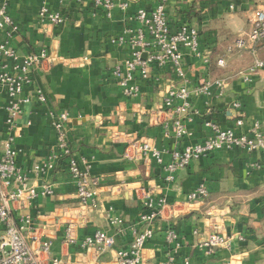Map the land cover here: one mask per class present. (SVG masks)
<instances>
[{"label":"crops","instance_id":"obj_1","mask_svg":"<svg viewBox=\"0 0 264 264\" xmlns=\"http://www.w3.org/2000/svg\"><path fill=\"white\" fill-rule=\"evenodd\" d=\"M129 2L127 10L115 9L110 17L90 0L9 2V13L19 27L10 45L22 56L41 49L50 55L35 70L34 82L18 96L29 101L22 104L23 112L12 133L18 151L16 164L27 173L28 186L40 191L47 184L54 190L46 196L39 194L24 207L19 200L11 201L14 219L30 215L39 237L51 242L52 255L66 264H117L115 252L99 254L94 247H83L82 241L103 230L115 237L117 248H128L134 236L132 226L142 227L138 222L146 212L150 193L156 200L165 196L169 206L151 225L154 235L145 244L143 264H264V158L258 152L213 151L177 170L173 182L166 180V165L173 160V151L203 142L209 133L207 119L238 133L251 132L256 124L264 132V68L250 74L251 81L240 75L248 73L256 59H264V42L255 50L248 44L228 51L235 48L238 38L248 37L253 13L264 9V0L166 1L171 26H196L201 50L211 55L209 64L185 55L190 84L197 85L204 78L226 80L223 96L192 97L197 112L186 120L189 135L182 139L173 131L176 115L167 109L160 111L170 85L181 84L170 66H154L150 78L138 74L135 82L140 92L135 97L124 95L113 75L114 66L122 63L131 49L114 45L111 39L131 25L140 8L152 10L161 0ZM44 6L63 15L64 22L43 21L39 13ZM85 56L88 61H81ZM221 57L224 66L217 64ZM36 87L46 93V104L36 98ZM9 101L8 93L0 92V150L11 135L6 127ZM235 101L244 112L241 126L232 106ZM51 109L56 115H69L64 127L72 155L98 179L89 187L97 193L95 206L81 202L66 158L44 172L33 170L35 164L59 152ZM144 142L162 152L163 162L142 152ZM254 162L260 166L255 167ZM201 183L209 190L207 198L189 201L187 194ZM119 219L122 226L115 223ZM170 228L180 236L178 248L166 240ZM68 230L73 242L66 239ZM25 233L32 243L31 233ZM213 233L235 235V244L207 254L199 245ZM46 264H51L50 259Z\"/></svg>","mask_w":264,"mask_h":264},{"label":"built area","instance_id":"obj_2","mask_svg":"<svg viewBox=\"0 0 264 264\" xmlns=\"http://www.w3.org/2000/svg\"><path fill=\"white\" fill-rule=\"evenodd\" d=\"M10 1L0 0V56L2 57L0 92L5 91L10 97L6 107V127L11 134L0 150V264H46L49 259L51 264H66L64 259L52 255L51 242L39 237L30 215L23 214L20 220L16 221L11 213V201L19 200L24 207L39 194L46 196L54 193V190L51 185L47 184L43 185L40 191L33 186H28L27 173L19 169L16 164L18 151L14 146L15 136L12 133L16 127V119L23 112L22 104L29 101V98H18V96L22 94L27 85L34 82L35 70L43 61L49 59L50 55L46 49H41L22 56L10 45V39L19 29L9 13ZM90 1L95 8L105 10L108 17L112 16L115 9L125 11L130 6L129 0ZM166 1L161 0L152 10L140 8L131 25H127L119 35L111 39L114 45L129 46L131 49L129 56L122 63L115 65L112 72L123 94L135 97L140 92L135 82L138 74L143 78H150L154 66H170L177 78L181 80V84L170 85L160 111L167 109L171 114L176 115L173 121V131L178 139H182L189 135L186 120L189 119L190 113L197 112L192 106V97L201 95L221 97L224 95L226 80L224 78H204L197 85L190 84L191 81L184 67L185 55L190 54L197 57L205 64L211 62V55L210 52L201 50L200 33L196 26L187 23L177 28L171 26ZM39 15L43 21L54 25L64 22L63 15L45 6L41 8ZM251 22L252 29L248 37L238 38L235 48L230 47L228 51L244 49L248 44L255 50L259 43L264 42V9L256 10ZM88 59L85 56L80 60L86 62ZM217 64L224 66L225 59L219 58ZM262 68H264V59H256L249 72H241L240 75L246 81H251L250 74ZM35 94L41 104L47 103V96L42 88L36 87ZM232 106L238 113L237 125L241 126L244 115L242 105L235 101ZM50 114L53 117L52 126L58 135L59 152L52 154L42 164H35L33 170L35 173L44 172L47 168H53L57 160L66 158L69 172L76 180L77 194L81 202L84 205L95 206L97 193L89 187L91 183L97 184L98 179L92 178L90 172L83 169L72 155L64 127L69 115L67 112L56 115L52 109ZM205 125L209 133L203 142L189 144L173 151V160L166 165L168 182L174 181V174L177 170L187 167L193 160L213 151L240 149L247 153L258 152L264 158V132L259 124H256L248 133H238L234 128H222L212 119H207ZM141 149L144 154H151L158 162H163L162 152L149 142H144ZM253 165L260 166L258 162H254ZM13 185H17L16 190H9L8 188ZM208 194L207 186L201 183L187 194V199L198 201L207 198ZM145 205L146 212L142 213L138 222L139 225L142 224V227L132 226L134 236L128 248H117L115 237L103 230H97L93 235L85 237L82 241L83 247H94L99 254L113 251L117 264H143L142 253L145 244L154 235L151 225L164 213L169 203L165 196H160L156 200L149 193ZM115 223L121 226L123 224L120 219ZM26 231L28 234L31 233L32 243L36 246H33L27 239ZM236 238L235 235L213 233L201 241L199 248L205 250L207 254L213 253L216 248L231 249ZM66 239L69 242L74 241L70 230L67 231ZM166 240L173 243L175 248L181 245L180 236L175 229H167Z\"/></svg>","mask_w":264,"mask_h":264},{"label":"water","instance_id":"obj_3","mask_svg":"<svg viewBox=\"0 0 264 264\" xmlns=\"http://www.w3.org/2000/svg\"><path fill=\"white\" fill-rule=\"evenodd\" d=\"M144 57H146V55H144Z\"/></svg>","mask_w":264,"mask_h":264}]
</instances>
